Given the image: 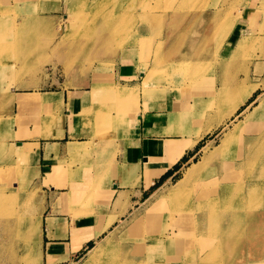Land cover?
<instances>
[{
	"label": "rangeland",
	"instance_id": "rangeland-1",
	"mask_svg": "<svg viewBox=\"0 0 264 264\" xmlns=\"http://www.w3.org/2000/svg\"><path fill=\"white\" fill-rule=\"evenodd\" d=\"M249 1L64 0L61 8L55 0H38L27 5L20 4L19 0L2 1L0 89L10 92L38 87L53 89L82 86L92 71L111 70L118 50L126 45L140 46L142 67L148 73L147 79L157 77L156 80H160L158 86L177 87L187 93L198 82L215 84V88L206 89V97L194 99V105L186 99L182 102L189 107L199 108L197 114L203 121V127L196 132L209 127L195 146L194 151L204 146L202 151L190 161L189 156L183 157L168 169L151 186L152 194L162 186L171 187L193 163H203L205 158L210 159V166L219 162V156L214 152L223 136L224 125L211 131L219 116L215 110L208 113L206 105L212 100L213 93L224 85L239 80L243 86H254L248 99L251 104L246 102L242 105L236 118L230 116L235 123L241 121L238 129L240 132L249 122H257L264 115V105L252 115L259 99L264 100V78L257 80L263 71L262 43L258 44L256 39L263 31V18L260 15L264 14V0H261L252 18L248 17L247 23H241V18H246L243 15ZM252 4L254 9V1ZM256 22H261L259 32L251 35V29L252 32L258 30ZM232 28L236 29L235 37L228 39ZM243 34L246 38L240 42L239 37ZM249 53V61L237 63ZM241 72L243 76L238 78ZM108 95L118 98L121 92L119 89H110ZM22 97H17L19 108L39 101L36 94ZM126 97L133 100V90ZM119 109L120 105L117 111ZM247 116L250 119L246 120ZM231 121L226 122L225 130L232 127ZM262 137L256 141V145L250 146L251 161L249 155H244L246 160L238 158L237 166L224 169L223 173L220 169L209 168L207 180L199 176L202 175V168H199V174L186 183L183 192L179 194L182 197L180 203H177L176 197L160 203L158 197L154 204L145 201L139 217L129 211L128 220L115 216L118 225L114 229L109 225L112 222L109 219L105 224L97 225L94 231L81 234L94 237L99 235L95 243L97 240L104 243L103 249L91 264H162L166 255L162 249L164 243L168 240L179 243L177 240L183 232L182 228L179 233V226L175 227L171 222L181 216L188 222V225L183 226L184 232L181 235V245L186 247L187 255H194L197 244L201 251L210 247L203 258V264H246L250 260H264L260 255H264V133ZM230 151H233V146ZM228 157L230 155L226 159ZM2 175L3 170L0 169ZM168 176H171L170 182L161 185ZM218 182L224 183L222 187L228 185V195H224V189L218 186ZM201 189H210L203 199L198 194ZM84 190L70 189V193L60 197L59 204L70 206L69 202H77L78 199L89 201L99 195L98 189H90L88 192ZM16 192L14 189H0V237L5 231L8 235L11 226V264H34L33 260L40 264V246H36V249L32 246L28 250L31 232L34 233L32 225L26 229L25 215L30 211L29 203L19 201ZM148 194L145 192L144 197ZM117 196L115 200H118ZM125 196L121 193L117 205ZM185 200L189 204H185ZM176 204H179L177 210L172 209ZM113 205L117 206L115 203ZM148 211H151L150 214ZM72 212L75 216L80 215L78 208H73ZM121 213L126 215L128 211ZM164 213H167L164 220L166 224L163 223ZM7 218H11V225ZM49 218L46 220L47 226L50 225ZM172 229L176 235L170 234L149 246L142 238L144 236L149 239L151 232L158 234L166 230L171 232ZM105 231L106 235L100 237ZM5 251L7 254L8 247ZM28 251L34 257L33 260L29 258ZM144 256L148 258L143 260Z\"/></svg>",
	"mask_w": 264,
	"mask_h": 264
},
{
	"label": "crops",
	"instance_id": "crops-1",
	"mask_svg": "<svg viewBox=\"0 0 264 264\" xmlns=\"http://www.w3.org/2000/svg\"><path fill=\"white\" fill-rule=\"evenodd\" d=\"M35 1L38 0H19V3L27 5ZM55 1L61 8L64 0ZM260 2L249 1L243 15L246 18H241V23L252 18ZM260 17L263 18V71L257 80L264 78V14ZM256 23L258 30L252 32L251 29V35L259 32L261 22ZM232 29L228 39L235 37L236 29ZM138 46L120 48L112 69L92 71L82 86L10 92L0 89V169L3 170L0 189H14L19 201H28L27 230L31 222L39 221V231L31 232L28 250L40 246V264H81L99 237L81 234L94 231L97 225L109 219L114 229L118 225L115 216L128 220L129 211L139 217L155 181L183 157L189 156L190 161L204 147L194 151L207 133L194 141L196 131L203 127L197 114L199 108L182 102L186 99L194 105V99L206 97V89L216 85L198 82L187 93L165 85L162 89L157 77L147 79ZM250 55L237 63L249 61ZM241 76L243 73L238 78ZM110 89H119L121 96H109ZM130 90H133L131 101L126 97ZM30 93L36 94L39 101L19 108L17 97L23 98ZM220 125L215 124L211 131ZM234 154L226 159L233 169L239 160L236 152ZM170 179L168 176L161 185ZM70 189H85L86 192L98 189L99 195L89 201L69 202L70 206L60 205V197L70 193ZM145 192L149 193L147 197H144ZM118 193L126 196L120 205L114 206ZM73 208H78L80 215L75 216ZM125 210L128 211L126 215L121 213ZM166 215L164 213V224ZM47 217L52 219L50 226L46 224ZM7 219L11 225V218ZM171 224L182 227L184 232L183 226L188 222L181 216L175 217ZM10 228L8 235L5 231L0 237V264H11ZM181 235L179 243L171 240L164 243L162 249L166 255L162 264H203L210 247L201 251L197 244L194 255H187L186 247L181 245ZM89 243L93 245L89 247ZM29 258L33 260L34 257L30 254ZM246 264H264V260H250Z\"/></svg>",
	"mask_w": 264,
	"mask_h": 264
},
{
	"label": "bare ground",
	"instance_id": "bare-ground-1",
	"mask_svg": "<svg viewBox=\"0 0 264 264\" xmlns=\"http://www.w3.org/2000/svg\"><path fill=\"white\" fill-rule=\"evenodd\" d=\"M239 38H240V42H243L246 37L243 34L242 37H239ZM256 39H257L258 44L262 43V41H261L262 36L261 35H258L256 37ZM173 70H171L170 72L175 73ZM170 75H171V73H170ZM238 81L239 80H235L231 85H224L222 89H220L219 91L213 93L212 100L209 101L210 103L208 105H206L207 108H208V110H207L208 113H212L213 110H215L217 112L219 118L217 119L216 123H222L221 125L222 126L224 125V127L222 128V129H224L223 130V136H222V138L220 140L219 145L215 148L216 152H214V154H217L219 156V158H218V159H220L219 162L217 164L216 163H212L211 166H210V163H211L210 159L207 158L208 159L207 160L205 158V161L203 163L202 162H200L198 164L197 163H193L191 166H189L186 169V171L184 172L182 178L177 180L174 184H172L171 187L170 186H162L157 192H153L151 194V196L146 200L150 204H154L155 200L158 199V197H159V203L162 202V201H165L166 199L167 200L171 199L173 197H176L177 203H180V200H181L182 197L179 194L183 192V188L186 185V183L191 181L193 178H195L199 174V172H198L199 168H202V172H200V173H202V175H199V176H201V178L203 177V179H206V180H207L208 174H210L209 173V168L210 169L212 168V170H219L220 169L222 171H224V169L228 170L230 168L229 165H231V163H229L226 160L227 155H230V157H231V156H234L235 155L234 153L236 152V155L240 159L243 158L244 155H245V157H247L249 155V157H250L249 161H251L252 155H251V151H250V146L256 145V141L260 140L261 138H263L262 136H263L264 132H262V131H264L263 130L264 129V115L257 122H255V121L254 122H252V121L249 122L247 124V126L243 130H241V132L238 130L240 125H241V123H240L241 121L240 122L238 121L236 123L231 121L232 117H230V116L232 115L234 118H236L238 116L237 111L240 109V107L242 105H244L246 102H248V99L251 96V92L254 89V86H252V85L243 86ZM248 104H251V103L248 102ZM263 105H264V100L262 98H260L259 101H258V104L253 108V114L252 115H254V113L259 111V108L263 107ZM249 116L246 117V120L250 119ZM227 121H231L233 123H232V127H229V128H227L225 130V126L227 125L226 124ZM212 126H214V123H213ZM207 129H209V127L201 130L200 132H196L194 141H197L198 137L203 132H205V130H207ZM244 130H245V132H244ZM239 143L241 145H239ZM259 145H260V143H259ZM232 146H233V151L231 152L230 148ZM236 146H237V149L235 150ZM213 156H212V158H213ZM214 157H216V156H214ZM216 159L217 158H215V161H216ZM244 160H246V159H244ZM241 161H243V160H240V162ZM237 163L238 162H236V166H237ZM221 173H223V172H221ZM223 185H224V183H219L218 182V186L220 188L224 189V195H228L229 189H226L228 187V185L222 187ZM254 189H256V188H254ZM209 190L210 189H208V190L201 189L199 191V193H198L200 198L203 199L205 196H207L205 194L207 192H209ZM188 195H189V193H188ZM120 196H121V193H119L118 196H117L118 200H115V202H114L116 205L118 204ZM182 201H184V199H182ZM185 201H186L185 204H189V201H187V200H185ZM27 203H28V201H27ZM177 205H179V204H176L175 207L173 205L172 209L177 210V208H178ZM150 212L151 211H148L147 213L150 214ZM38 214H39L38 215V217H39L40 213H38ZM205 216H207V215H205ZM48 221H49L48 223L50 224L52 220L49 218ZM32 223L33 222H31L30 225L33 226L34 233H35V231L36 232L39 231V221L38 222L36 221L34 225ZM29 227H31V226H29ZM177 230H178L179 233L181 232L180 226L177 227ZM170 234H172V235L175 234L176 235V231L172 229L171 232L166 230V231H163L162 233L160 232L158 234L156 232L155 233L151 232V234L149 235L150 236L149 239H145L144 236H142V238H143V240H145L147 242V246H149L152 242L158 241V240L163 239L165 237H168ZM39 240H40V238H39ZM103 244L104 243H100L97 240V244L90 248L86 258L81 262V264H91L93 262V260H94V257L98 253H100V251L103 249V247H104ZM37 251H39V250H37ZM148 256H150V255H148Z\"/></svg>",
	"mask_w": 264,
	"mask_h": 264
},
{
	"label": "trees",
	"instance_id": "trees-1",
	"mask_svg": "<svg viewBox=\"0 0 264 264\" xmlns=\"http://www.w3.org/2000/svg\"><path fill=\"white\" fill-rule=\"evenodd\" d=\"M88 246H90V243H89V245Z\"/></svg>",
	"mask_w": 264,
	"mask_h": 264
}]
</instances>
